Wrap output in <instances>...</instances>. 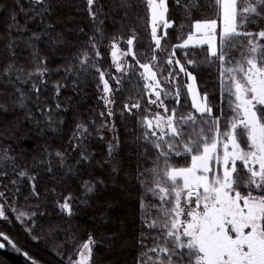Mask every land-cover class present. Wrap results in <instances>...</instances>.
<instances>
[{"label": "snow or ice", "instance_id": "snow-or-ice-1", "mask_svg": "<svg viewBox=\"0 0 264 264\" xmlns=\"http://www.w3.org/2000/svg\"><path fill=\"white\" fill-rule=\"evenodd\" d=\"M85 3L93 34L76 53V64L65 71L75 68L77 81L98 75L105 112L99 114L102 119L98 125L95 120L75 123L68 137L76 154L71 159L68 152L52 149L49 144L19 151L11 145L0 147V221L14 227V219L30 239L40 240L32 233L38 218L47 215L41 208L48 200L47 194L42 197L38 190V176L54 175V169L77 175L82 167L91 165L96 153L90 151V143L94 138L104 141L105 129L115 132V121L103 118L116 115L115 96L127 88L142 92L149 105L144 109L147 114L137 118L133 141L137 166L132 179L140 189L137 244L146 248L138 254L136 264H264V0H172L171 6L169 0H114L111 10L121 13L118 30L128 32L127 37L113 36L110 41L119 76L99 63L103 41L108 38L105 6L100 0ZM13 5L8 10L9 39L3 53L9 60L0 66V95L8 99L0 102V111L6 112L5 105L11 102L24 110L33 134L44 137L50 132L59 138L65 121L58 113L68 110L59 103L65 85L52 84L55 103L49 104L48 78L60 69H49L40 43L47 39L52 48L64 43L62 34L58 33L57 39L50 36L59 21L46 22L64 6L63 0H13ZM21 14L24 25L18 20ZM35 20L43 24L39 32L27 27L28 21ZM25 32L29 35H23ZM78 32L84 34V29ZM173 38L177 43H171ZM121 43L127 45L126 50ZM21 44L28 51L23 57L28 66L18 63L24 50ZM139 47L150 53L144 62L134 51ZM127 56L135 63L126 64ZM202 71L216 74L219 106L199 87ZM106 77H111L115 88ZM189 102L190 110L185 112ZM141 108L139 100L125 103L121 119ZM105 150L103 163L109 165L115 182L123 167L118 134L106 142ZM35 152L40 155L33 156L31 163L22 162ZM178 158L185 163L178 165ZM144 162L149 166L141 167ZM98 184L104 181H84L82 188L87 195H95ZM51 191L55 193V188ZM21 196L36 200L30 211L17 207ZM53 202L68 216L73 215L70 197ZM80 203L87 206V198ZM58 228L47 225L50 235ZM70 232L71 226L66 235L74 241ZM146 241H151V246ZM96 243L89 234L82 245L73 244L78 258L69 254L67 264H90ZM6 247L22 255L28 264H37L0 231V249Z\"/></svg>", "mask_w": 264, "mask_h": 264}, {"label": "trees", "instance_id": "trees-1", "mask_svg": "<svg viewBox=\"0 0 264 264\" xmlns=\"http://www.w3.org/2000/svg\"><path fill=\"white\" fill-rule=\"evenodd\" d=\"M100 2L105 6L104 10L108 16L105 20L108 38L103 41V47L101 48L102 58L99 61L101 68L104 69L108 66L109 61L106 44L113 36L124 35L127 37L128 32L126 29L123 32L118 30L121 13L111 10L114 0H100ZM169 4L171 6L172 0H169ZM63 5L57 8L53 15L48 17L46 22L55 23L59 21V23H55V30L51 31L50 36L52 39H57V34L60 33L62 34L64 43L58 44L55 48L49 46L47 39L40 43L42 54L48 57L49 69H60V71L54 72L48 78L49 86L46 96L49 104L54 106L55 103L51 99L55 92L52 84L58 82L65 85L61 89L59 103L68 110L67 112L59 111L58 113L59 117H63L65 121L62 126L63 134L59 138H54L50 132H46L44 137H40L38 132L33 134L32 125L25 119L26 113L24 110L8 102L5 105L7 111H0V132L4 133V136L0 137V147L11 145L13 149L19 151L22 148H42L44 145L49 144L52 149H60L74 156L75 153L70 148L68 137L72 134L75 123L77 121L88 123L93 120L97 122L99 114L103 112L101 97L97 93L96 77L88 81H77L75 68L72 71H65L69 65L76 64V60L74 59L76 53L80 51L82 45H87V37L93 34L91 22L86 11L85 0H63ZM13 6V0H0V66H3L9 60V57L3 53L5 51L4 46L9 39L6 30L9 23L7 19L8 10ZM173 17H176L175 13ZM18 20L21 25L26 23L22 14L18 16ZM27 27L30 31L35 30L39 32L43 28V24L39 20L28 21ZM81 28L84 29V34L78 32ZM13 35H18V33L13 32ZM23 35L27 36L29 32H25ZM141 36L145 37V34L141 32ZM20 48L24 49L23 44L20 45ZM27 55L28 51L24 49L18 63L28 66L23 59ZM208 83L211 85L209 81ZM198 84L202 92H208L209 88H202L199 80ZM0 87L3 86L0 85ZM7 91L11 92V89L9 88ZM209 94L210 100L215 103L217 101V93L215 95V92L212 91ZM138 95H140V92L126 88L125 91L115 96L117 103L113 109L116 113L113 116V121L116 124L115 132L119 135L121 141V157L123 159L122 170L115 178V182H113L110 175V169L92 164L82 167L80 173L77 175H65L62 171L54 169V175L42 173L38 176V190L42 197L47 194L46 199L48 200V203L41 208V211L47 213L44 217H53L58 213L53 205V201L58 200L57 197L59 199L65 195H73L75 198L80 197L83 192L82 184L84 181H104L103 185H97L95 195L85 194L84 198L88 200L87 206L77 203L75 200H73L72 204V222L74 221L75 225L74 232L79 234L81 241H85L89 237V234H91L99 242L93 249V260L91 258L93 264H97L98 259L101 261L100 264H136L138 254L143 252L144 247H140L137 244V239L141 232L140 206L138 205L139 200H137L139 188L136 181L132 179L137 166V160L134 155L136 147L133 144L134 137L137 134L134 121L137 118L135 115L128 114H125L123 119L120 116L123 105L129 103L131 99H138ZM7 99L6 95H0V102H4ZM142 107H144V104H142ZM36 118L39 120L41 116L37 114ZM25 137L28 139H25ZM93 150H95L96 154H100L103 157L104 153L101 151L102 146L99 139L94 138L91 141L90 151ZM39 155V152H35L29 155L26 161L22 162L31 163L33 156L38 157ZM177 161L180 165L185 163L182 158H178ZM146 164V162L142 163L141 167L146 166ZM3 183L7 184L8 181L4 180ZM53 188H55V193L51 191ZM23 191L24 195L28 194L27 181H25ZM35 203L36 200L34 198L25 200L21 196L17 201V207L20 210L30 211V206ZM9 216H12L11 212H9ZM44 217L38 218L37 226L32 233L40 237L39 241L30 239L29 235L21 230V226L14 219V227H10L7 223L0 221V231H4L22 252H28L32 259L37 261V264H67L68 259H65V261L58 259L54 255V253L57 254L54 251L56 249H51V243L48 240L45 241L47 228L45 223L42 222L45 221L43 220ZM47 221L50 222V220ZM63 230L64 227H61L60 231L51 234L49 238L55 235L57 241H60L64 235ZM66 239L67 241L69 240L67 236ZM74 241L77 240L75 239ZM108 241L111 247H107ZM72 245V242L69 241L68 246L70 251H67V254L64 255L67 258L69 254L71 256L74 255L75 249ZM0 264H28V262L11 247H6L0 249Z\"/></svg>", "mask_w": 264, "mask_h": 264}, {"label": "rangeland", "instance_id": "rangeland-1", "mask_svg": "<svg viewBox=\"0 0 264 264\" xmlns=\"http://www.w3.org/2000/svg\"><path fill=\"white\" fill-rule=\"evenodd\" d=\"M111 41V40H110ZM110 41L106 44V52H108V66L106 67V68H104V70H107L108 72H110L112 75H115V76H119L120 75V73H117L116 72V70H115V66H114V64H113V61H112V57H111V47H110ZM171 43H177V41L173 38L172 40H171ZM120 47L122 48V49H125L126 50V48H127V45L126 44H120ZM135 51L137 52V56H138V58H140L141 59V61L142 62H144L145 61V56L146 55H150V53H147L146 52V49L145 48H143V47H140V49L139 48H136L135 49ZM177 55L179 56L180 55V52H179V50L177 51ZM124 60H125V63L126 64H134L135 63V61H134V59H133V57L132 56H127V57H124ZM137 67V69H138V66H136ZM103 69V68H102ZM96 77V80H97V84H96V87H97V93H98V95L101 97L102 95H104V93H103V90H102V84H101V82L99 81V78H98V75H96L95 76ZM106 78H108L109 80H110V84L112 85V87L113 88H115L116 87V85H115V82L113 81V80H111V77H106ZM198 80H199V82H200V86L202 87V88H209L208 89V92L209 93H211L212 91L213 92H215V95H216V93H217V101H215V104L217 105V106H219L220 105V95H219V91H218V84H217V77H216V74L215 73H210V72H208V71H202V72H200L199 73V75H198ZM208 81L210 82V84L211 85H209V83H208ZM143 82L141 81V84H142ZM98 85H99V87H98ZM138 97V99H136V100H130L129 102H131V103H135V102H137V100H139L140 102H141V104H144V107H142L140 110H136V109H133V115H135L136 116V118H138V116L139 117H142V116H144V115H146L147 113L145 112V108H147V107H149V105L147 104V96H145V95H143V93L142 92H140V95H138L137 96ZM136 98V97H135ZM101 102H102V105H103V112H105V105H104V103H103V101L101 100ZM154 107V106H153ZM113 109H114V106H113ZM190 110V102H189V108H186L184 111L185 112H187V111H189ZM214 112H215V114H219V112L216 110V109H214ZM101 117H100V115H99V117H98V120H97V125L100 123V121H101ZM103 119H111V120H113V117H111V118H108L107 116H105ZM134 123H135V127L138 129V124H137V119L134 121ZM103 135H104V141H100L101 142V146H102V153H104V155H103V157H101V155L100 154H96V156H95V160L91 163L92 165H97V163H96V161H100L102 164H103V166L104 167H106L107 169H110L109 168V165L107 164V163H103L104 161H106V159H107V154H106V150H105V144H106V142L107 141H110V140H112V138H113V136L114 135H116V132H109V131H107L106 129L104 130V132H103ZM92 152H95V150H93ZM76 155V154H75ZM75 155L74 156H71V155H69L70 156V159L71 158H73V157H75ZM102 158V159H101ZM177 163H178V165H180V163L177 161ZM149 165L148 164H146V166H143V167H148ZM83 185V184H82ZM138 188H139V185H138ZM139 190V194H140V189H138ZM82 195L80 196V197H77V198H75L73 195H65L64 197H62V198H60L59 199V197H57L58 198V200H60L61 202H63V199L65 198V197H70V203H71V205L73 204V200H75V202H77V203H80V201L82 200V199H85L84 198V196H85V191L83 190V188H82ZM139 197V196H138ZM57 200V199H56ZM137 200H139V199H137ZM55 201V200H54ZM53 205L55 206V208L57 209V211H58V213L57 214H55L53 217L51 216H48V217H44V219L43 220H45V221H42V222H44L45 223V226H46V228H47V225H49V224H54V225H59V228L54 232V233H57L58 231H60V228L61 227H64V230H63V236H62V238H61V240L60 241H57V239H56V236L55 235H53L52 236V238H49V236H50V234H49V232H48V230L46 229V235H47V237H46V239H45V241L46 240H48V242L49 243H51V249H56V250H54L55 252H57V254L56 253H54V255L58 258V259H62V260H64L65 261V259H68L66 256H64V255H66L67 254V251H70V248H69V246H68V242L70 241V240H68L67 241V239H66V236L68 237V235H66V231L68 230V228H69V226H71V232H70V234L71 235H73V236H75V239L77 240V241H70V242H72V244H75L76 246H79V245H82L85 241H87L88 240V238L85 240V241H81V239H80V237H79V234L78 233H76V232H74V227H75V225H74V221L72 222V216H68L67 215V213L66 212H62L59 208H58V206L55 204V203H53ZM138 205L140 206V202L138 201ZM136 212H137V210H136ZM48 218V219H47ZM47 220H50V222H48ZM44 225V224H43ZM40 226V225H39ZM62 230V229H61ZM53 233V234H54ZM109 238V237H108ZM101 240H103V239H101ZM98 243L99 242H97L96 243V245L95 246H97L98 245ZM110 243H109V241H108V246L107 247H111V245H109ZM146 244L148 245V246H151V241H146ZM94 246V247H95ZM65 250V251H64ZM144 251H146V248H143V252ZM93 254H94V251H93ZM72 258L73 259H77L78 257H77V251H76V249H75V252H74V255L72 256ZM34 260V259H33ZM92 260H93V256H92ZM92 260H91V262L90 263H92L93 264V262H92ZM101 263V261L98 259V263L97 264H100Z\"/></svg>", "mask_w": 264, "mask_h": 264}]
</instances>
